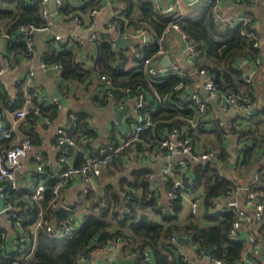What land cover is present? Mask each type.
I'll use <instances>...</instances> for the list:
<instances>
[{
  "label": "trees",
  "instance_id": "1",
  "mask_svg": "<svg viewBox=\"0 0 264 264\" xmlns=\"http://www.w3.org/2000/svg\"><path fill=\"white\" fill-rule=\"evenodd\" d=\"M0 2H2L0 31L5 30L4 34L8 36L9 52L6 56L9 55L10 62L11 55L27 54L24 43L18 36V29L28 24L43 26L44 21L37 6L31 5L27 0H0ZM117 2L115 4L122 9V14H119L122 20L119 22L122 30L127 33L143 28L152 37L163 35L166 37L165 31L170 26V22L177 18L176 13L158 11L151 0H117ZM100 3V0H89L82 6L76 7L70 0H63V6L58 13L66 19H72L73 15L82 18L90 10H98ZM213 10L214 3L205 7L197 16H187L179 20L181 29L199 43L200 49L204 50V54L197 58L195 65L210 70L221 92L239 93L244 97V102H249L253 108L255 98L252 97V100L247 94L250 85L242 81L244 71L238 68L237 64L240 59L259 58L260 50L254 49L253 41L241 35V24L231 27L228 21L215 22ZM14 39L20 41L15 42ZM46 44L47 51L43 55V60L48 64L58 63L62 66L60 87L82 84L94 73L105 75L112 80L117 88L113 91V98L116 101L123 97L126 102V99L135 98L138 93H148L154 99H150L146 107L151 120L150 126L140 133L139 141L130 145L122 157L109 163L117 171L114 176L118 180L106 185L101 197L105 204L101 205L100 201H95L91 195H86L87 198L84 199L89 201L90 209L84 217L82 227L73 235L60 240L40 235L33 256L35 261L29 264H79L77 257L84 251L86 253L87 247L101 244L108 238H121L126 241L128 245L125 254L132 252L138 255L143 251L151 253L153 264H186L182 260V255L178 253L176 245L170 242L172 236L179 235L188 237L197 247L212 253L226 264H240L245 253V245L242 240L231 239L228 235L234 216L231 211L224 208V200L236 187L242 189L244 184L250 185L254 178L256 182L252 185V189L262 193L264 199V108H254L255 112L248 119H241L238 124L228 129L213 128L210 132L196 130L198 135L207 137L208 140H204L191 131V122L203 124L204 117L199 115L192 104L181 101L180 94L183 90L179 92L175 89L178 79L176 77L153 79L140 67L141 58L153 56V50L156 49L149 50L136 43L133 52L127 54L126 49H113L104 42H96L92 67L89 69L79 62L77 51L82 47L75 41L70 40L68 43L60 44L50 40ZM122 88L131 91L124 94L120 91ZM22 100L20 85L14 96H9L5 90H0V110L6 109L8 113H13L21 108ZM35 109L50 120L59 115L57 105H46L45 102L34 100L32 108L22 119L30 123V130L40 116L34 113ZM71 113L76 116L75 120L69 121L75 143L79 146L82 144V138L94 139L93 133L88 129L87 114L77 111H70L69 114ZM19 129L29 135L26 138L31 140L33 145L40 144L35 135L25 131L24 126ZM186 129L191 133L190 137L195 145L213 150L216 157L215 161H205L204 164L192 163L191 166L187 164L183 178L184 185L189 188L190 194L199 192L196 197L198 207L195 215L189 214L180 218L183 212L182 202L177 198L167 199L162 203L163 198L158 186L153 185V190L150 183L152 179L149 176H153L151 168L134 166L128 169L123 163L131 162L132 155L138 152L150 158L152 153L159 150L166 135L173 130L183 132L182 130ZM228 134L231 136H227ZM127 135L128 133L125 136ZM230 137L235 138L234 145L236 142L242 144L239 153L237 152L239 156L235 154V159L231 152L226 153L220 145ZM14 141L15 139L10 142L0 141V146H4L5 149L13 145ZM235 150L237 151L236 148ZM73 151V148L68 147L69 153ZM83 161L82 154L76 152L74 165L78 167ZM50 183L49 180L43 201L35 203L39 206L33 204L34 209L30 210L33 216L38 208H44L52 199ZM117 189L120 194L117 193ZM165 189L166 185L163 186L166 195ZM12 193L13 198L17 192ZM165 208L169 211L167 212ZM49 212L48 209L46 215H49ZM48 218L51 220L49 216ZM261 237L264 240V233Z\"/></svg>",
  "mask_w": 264,
  "mask_h": 264
},
{
  "label": "built area",
  "instance_id": "2",
  "mask_svg": "<svg viewBox=\"0 0 264 264\" xmlns=\"http://www.w3.org/2000/svg\"><path fill=\"white\" fill-rule=\"evenodd\" d=\"M31 5H36L40 14V17L44 21L43 26H36L28 24L21 26L18 29V36L24 43L27 54H24L27 60L33 59L35 55V46L33 42V37L35 33H48L52 26V19L47 2L49 0H27ZM76 6H82L87 0H74ZM154 3L155 8L158 11L173 13L176 12L177 18L170 22V26L166 29L165 33L168 35L170 32H177L183 41V53L185 56L190 57V61L193 64L194 61L201 54L199 48V43H197L189 34L185 33L180 25L179 20L186 17L181 11V0H173L171 3H163L161 0H151ZM199 1L204 7H208L210 4L214 3L213 19L215 22H224L228 18L225 17L218 9L217 3L219 0H196ZM236 3L240 1H247L250 4L255 0H234ZM54 11L57 12L63 6V0H53ZM98 14L97 9H92L85 16L86 17V34L81 35L77 33V27L83 25L82 18L76 15L72 16L71 23L74 28L63 31L61 33H52L47 35L48 41L53 40L60 44L68 43L70 40L75 41L79 46H83L86 42L94 45L96 42H104L108 44L111 48L116 49L115 40L117 38H129L131 40L137 41L138 45L145 47L146 49L153 50V56L141 58L140 67L143 71L147 73L153 79L156 78H168L176 77L178 83L175 87L176 91L181 92L180 99L183 102L192 104L199 115L206 118L207 106L206 99L201 96L202 92L206 93L207 99H213L217 106L224 110L226 108H233L235 110L236 116L227 119L219 120L217 118L208 119L207 121L213 125L214 128H225L231 127L234 124H238L241 119H248L255 111L251 104L244 102V97L239 93L234 92H221L216 83L214 82V75L210 70L197 67L190 70L181 66L176 61L170 62L168 65H160L162 58L166 56V39L161 37H152L149 32L141 28L133 33H127L122 30L119 20L122 17L119 14H113L105 23L103 31L94 29V18ZM241 24V35L247 39L253 41L252 47L254 49H259L257 32L255 26H253L252 20L247 13H242L235 19V25ZM165 34V35H166ZM8 36L6 34L0 35V55L4 54V67H0V90L2 87L1 76L6 72L7 68L10 66L9 52L7 46ZM15 42L20 41L19 39H14ZM255 65H259L260 57L253 60ZM40 70L52 72L56 82L62 85V66L58 63L48 64L42 59L38 65ZM240 68V67H239ZM34 68L31 67L25 72L24 77L19 80L20 90L22 92V106L20 109L11 113L12 119H23L29 110L32 108V102L38 100V102H45L46 105H57L59 108L60 103L52 95L41 94L39 88L37 87L34 80ZM196 77H204V81L192 91H188L190 84L189 79L191 75ZM97 79L101 82V89L103 95L106 97H113V91L117 90L114 86L112 80L105 75L96 74ZM242 81L250 85L252 81L251 74H243ZM197 89V90H196ZM18 91V90H17ZM124 94H128L131 90L128 88L120 89ZM12 102V98L9 99ZM122 101L119 105L120 108L124 107L125 100L123 97L120 98ZM148 101L144 93H138L134 98L133 105V119L131 123V129L127 136L117 137L115 140H107L105 144L96 149L94 152L85 155L83 163L76 167L74 165L75 153L80 152L79 147L74 141L72 133L70 132L69 121L75 120L76 116L74 113L69 114L68 123L66 125L58 126L56 129L57 135L54 140V147L57 151L55 163L48 167L47 163H44L41 154L36 153L33 156V166L31 175L36 179V185L33 193H29L30 200L34 203H41L44 199V193L47 191V180L49 176L50 180V190L52 193V199L50 200V208H58L60 206V201L62 200V190L66 187L71 186V182L79 178L83 184L82 188L77 191L73 196V199L63 208L65 209L66 219L62 222L51 221L46 215V211L40 210L36 211V215L33 216L30 213L31 207H22L17 211V207L12 204V192H17V173L21 171L23 163L22 159L26 157L33 150V144L31 140L24 137L22 139H16L17 134L15 133L14 122L11 125H4L1 123V113H0V141H12L15 139L13 145H9L7 148L0 151V200L2 201L3 208L2 212H7L9 221L12 222L10 225H14L15 228L12 229L11 237L13 241L16 242L18 248L23 251L20 255L25 264L28 257L33 255L36 247L35 237L22 235L17 231L19 226L22 224L29 225V227L34 230H40L44 235L48 236L53 240H60L69 237L76 233L82 227V216L80 215L77 205H79V197L77 194L92 195L96 192V180L100 177L102 169H104L108 163L114 161V159L123 156L125 150L133 143L139 141L140 133L146 130L150 124V116L146 110ZM1 111V110H0ZM82 112V111H79ZM35 114L40 112L35 109ZM46 123L50 122L48 117L40 115ZM183 132H178L173 130L171 133L166 135L162 140L159 150L152 153L150 159L153 161L157 160H168L172 155H177L180 157L174 163L167 162L160 171V180L163 185H166V198L168 200L179 198L183 204V211H187L190 215H195L197 212V194H190L189 188L184 185V172L188 163L194 164H204L205 161H209L216 157V153L213 150L198 147L192 141L190 137L191 133L186 130ZM227 136H231L228 134ZM68 147L73 148V152H68ZM235 148L238 153L242 148V144L236 142ZM46 167H48V176L46 173ZM152 179V176H149ZM256 178H254L250 185L245 188V199L244 203L241 204L238 200V196L241 192V188L236 187L235 190L228 195L224 200V208L231 211L234 220L232 222L230 231L228 233L229 237L234 240H239L238 230L244 227H251L252 225L258 223L264 218V199L262 193H257L252 189V185L255 183ZM101 205L105 204V201L101 200ZM38 210V209H37ZM17 231V232H16ZM18 233V234H17ZM32 234V233H31ZM180 236V235H179ZM177 237L172 236L170 242L176 245L180 250L179 254L182 255V260L188 263V257L181 251V247L177 244ZM183 237V236H182ZM0 238H3V233H1ZM185 238H188L185 236ZM247 248L249 253L255 255L258 252L256 237L253 233L249 234ZM127 242L121 238L116 239H106L103 243L96 246L87 247L86 253H81L77 257L79 264H101L99 257L105 258L113 257L117 255L119 251L125 249ZM195 245V244H194ZM195 258L206 262V264H226L222 260L215 257L212 253H208L203 249L195 245ZM133 264H151L150 254L147 251L135 255L133 257ZM0 264H18L16 261L12 260L9 262H2ZM248 264H259L255 260L248 261Z\"/></svg>",
  "mask_w": 264,
  "mask_h": 264
},
{
  "label": "crops",
  "instance_id": "3",
  "mask_svg": "<svg viewBox=\"0 0 264 264\" xmlns=\"http://www.w3.org/2000/svg\"><path fill=\"white\" fill-rule=\"evenodd\" d=\"M73 6H76L74 0H70ZM89 0H87L88 2ZM163 3H171L173 0H161ZM100 6L98 7V14L94 18V29L99 30V32L103 31L104 25L106 21L113 15V14H122V9L120 6L116 5L115 3H118L117 0H100ZM2 4V2H0ZM53 0H49L47 2V7L51 12H53V15L51 13V19H52V26L48 33H35L33 37V42L35 46V55L33 59L27 60L24 54H15L11 55L10 57V66L7 68L6 72L1 76V84L2 90H5L9 96H14V94L18 90L19 80L24 77V74L26 71H28L29 68H34V80L39 88V91L41 94H49L50 97H52V94L57 92L60 94L61 97H63L66 100V104L63 105L60 103L59 106V115L55 118L50 120L49 123H46L42 117H38L36 120V124L34 127L30 130V123L28 124L27 121H23L22 119H12L11 113H8L6 109H3L0 111L1 113V123L4 125H11L12 122H14V128L15 133L17 134L16 139H22L26 136L24 134V130L19 129V127L25 128V131H29L31 135H35L36 139H38V142L40 144L38 146L33 145V150L31 153H29L26 157L22 159V169L17 173V183H18V190L15 196L12 198L13 202L12 204L14 207H17V211L20 210L22 207H28L30 206L31 209H34L35 203L30 200L29 193L34 191L35 185H36V179L32 177V166H33V156L36 153H40L41 157L44 161V163L48 164V167L52 166L55 163L57 151L54 147V140L55 136L57 135L56 129L58 126L66 125L68 123V115L70 111H82L85 112L88 116V129L90 132L93 133L94 139L87 138L81 139L82 144L77 145L80 149V153L84 157L85 155H88L92 152H94L96 149H98V145L101 142L107 141V140H113V137L116 139L120 136H125L127 133H129L131 129V122L133 119V105H134V98H128L126 99V102L124 104V107H128V112L125 116L122 117L121 120H116V111L120 108L119 105L122 102L121 100L116 101L113 97H105L102 93L101 89V82L97 79V75L93 73L92 77L88 79V81L82 83V84H68L67 87L62 86L56 82V79L53 76V73L50 71H43L40 70L38 67L42 56L47 51V44L48 41L46 38L47 35H50L52 33H61L63 31L69 30L74 28L73 24L71 23L72 19L68 18L66 19L65 16L61 15L54 11V4ZM249 2L240 1L236 3L234 0H219L217 3V9L228 18V24L231 27L235 26V19L237 16H239L242 13H247L249 17L252 20L253 26L256 28L257 32V43L260 50V63L259 65H255L253 60L249 58L240 59V61L237 64V67L242 69L245 74H251L252 81L250 84V89H247V94L250 95L251 99L252 97L255 98V105L253 106V109H260L264 108V0H255L254 2L247 4ZM3 7V5L1 6ZM77 7V6H76ZM181 11L183 14L187 17H194L200 14L203 9L205 8L202 4L199 3V1L196 0H181ZM176 13V12H173ZM83 25L81 27H77L76 31L77 33L81 35H85L86 33V17H82ZM4 23V22H3ZM1 23V24H3ZM6 33L5 30H1L0 34ZM166 50L167 53L164 58H162L160 65H168L172 61H176L181 66L185 67L186 69L190 70L193 66V68H197L199 66L195 65V61H197L201 55L204 54V50L201 48V54L198 59L194 61V63H191V59L188 56H185L183 53V41L180 37V34L177 32H170L168 35L166 34ZM131 40V39H130ZM132 44L131 46H128L126 48H120V49H126V53L130 54L134 50V44L138 43L137 41L131 40ZM116 49H118L116 47ZM77 56L79 62L85 67V68H91L92 62L94 59V45L91 43L86 42L81 50L77 51ZM4 54L0 55V67H4ZM165 59H168V62H164ZM164 62V63H163ZM204 77H196L192 74L190 76L189 82L190 89L193 91L194 88H197L203 81ZM197 90V89H196ZM245 93V92H244ZM146 98L148 101V104L150 102V99H154L151 97L150 94L146 93ZM245 95V94H244ZM201 96L206 99V106H207V112H206V118L202 120V123L191 122V131L192 134L196 133L195 135L203 138L204 140H208L207 137L203 135H198L196 130L210 132L214 127L211 123H209L208 119H227L229 117H235L236 113L233 108H226L224 110H221L216 102L213 99H207L206 93L202 92ZM13 98V97H12ZM253 100V99H252ZM13 101V100H12ZM154 109V108H153ZM215 129V128H214ZM235 138L230 137L227 138L224 143H221V147L224 148V151L226 153H232L233 159H235V154L237 155V152L235 150ZM215 144V142H214ZM199 149V145H196ZM201 147V146H200ZM4 149V146H0V151ZM76 154V153H75ZM132 161L127 163H123V165L131 169L134 166H140V167H149L152 170V180H150V183H152V189L153 185L155 187L158 186V189L160 190L161 196L163 198L162 203H165L167 198L165 195V192L163 191V184L160 180V171L161 169L167 165V162L174 163L177 161L180 157H178L176 154L172 155L168 158V160H157L152 161L149 157H145L141 153H134L132 155ZM210 161H215V158H212ZM75 163V159H74ZM191 162L189 163V166H191ZM122 165V166H123ZM193 165V164H192ZM230 165V164H229ZM48 167H46V173L48 172ZM125 169V168H124ZM117 171L115 168L110 165L109 163L107 166L102 169L100 177L96 180V192L92 193L93 200L100 201L102 194L104 192V189L107 184L115 183L117 181V177L114 176ZM48 176V173H47ZM47 184L49 183V176L46 178ZM256 182V181H255ZM83 184L79 178L74 179L71 182L70 187H66L62 190V200L60 201V206L58 208H50V201L47 202L46 206L44 208H38L37 211L43 210L49 212V217L51 218V221L56 222H62L64 219H66V214H64L63 219L60 221H57V215L56 211L58 209H62L65 213V209L63 208L66 206L72 199L73 196L82 188ZM247 183L244 184L243 187H246ZM238 200L241 204H243L245 199V188H242ZM117 193L120 194L119 190L117 189ZM199 192L196 194L198 195ZM90 195V194H89ZM76 196L79 197V205H77L78 211L80 215L82 216V225L84 222V217L88 213V210L90 207L88 206L89 201L85 200L84 198H87L86 194H77ZM34 204V205H33ZM39 206V205H35ZM3 204L0 200V235L3 233V238H0V241H3V243L0 242V260L2 262H9V261H16L18 264H21L23 260L21 259L20 255L23 254V251L20 250L16 244L15 241H13L10 232L12 229L15 228L11 221H9L7 212H2ZM165 210L168 212V208H165ZM36 215V214H35ZM180 218H184L189 216V214L185 211L180 214ZM47 216V217H48ZM205 224H208L205 222ZM19 233L21 231L22 235L25 233L26 235H31L35 237L36 243L38 241V238L40 235H44L40 230H34L33 228L29 227V225L22 224L19 226L18 230ZM16 231V232H17ZM32 233V234H31ZM253 233L256 237L257 242V254L253 255L249 253L248 251V237L249 234ZM264 233V218L260 220L258 223L252 225L251 227L247 228L244 227L242 229L238 230V238L244 242L245 245V253H243L242 260L240 261V264H248V261L255 260L259 264H264V240L262 239V235ZM18 234V233H17ZM185 237V236H183ZM8 239H10V242L8 243ZM5 243V244H4ZM181 247V251L188 257V263L186 264H206V262L198 260L195 258V245L191 241L188 244H185ZM127 250V247L125 249L119 251L116 253L117 255L113 257L106 256L105 258L99 257L101 264H118L116 261V256H120L122 259L128 260L135 258L134 253L125 254L124 251ZM180 250L178 249V253ZM35 250L33 252V255L31 257H28V260L25 264H29L34 262L33 256H34ZM150 254V261L151 264H153V258L151 253ZM134 261V260H133ZM78 262V261H77Z\"/></svg>",
  "mask_w": 264,
  "mask_h": 264
},
{
  "label": "water",
  "instance_id": "4",
  "mask_svg": "<svg viewBox=\"0 0 264 264\" xmlns=\"http://www.w3.org/2000/svg\"><path fill=\"white\" fill-rule=\"evenodd\" d=\"M132 42L129 38H117L115 40V45L118 49L120 48H126L128 46H131ZM164 62H168V59H165ZM163 62V63H164ZM59 103L65 105L66 104V100L60 96V94H58L57 92L53 93L52 94ZM128 107H123V108H119L117 111H116V120H121L123 116H125L128 112ZM64 211L62 209H58L56 211V215H57V221H60L61 219H63V216H64ZM10 242V239H8V243ZM190 242V239L189 238H185V237H182V236H178L177 237V244L179 246H183L185 244H188ZM116 261L118 264H133V260L132 259H128V260H125V259H122L120 256H116Z\"/></svg>",
  "mask_w": 264,
  "mask_h": 264
},
{
  "label": "rangeland",
  "instance_id": "5",
  "mask_svg": "<svg viewBox=\"0 0 264 264\" xmlns=\"http://www.w3.org/2000/svg\"><path fill=\"white\" fill-rule=\"evenodd\" d=\"M88 120V119H87ZM107 141H104V142H101L99 145H98V148L101 147L103 144H105ZM210 148L212 149V146H210Z\"/></svg>",
  "mask_w": 264,
  "mask_h": 264
}]
</instances>
